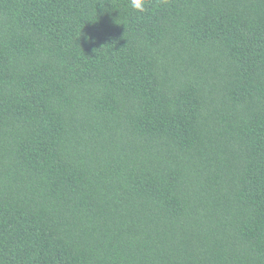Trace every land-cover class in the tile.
Returning <instances> with one entry per match:
<instances>
[{
    "label": "trees",
    "instance_id": "1",
    "mask_svg": "<svg viewBox=\"0 0 264 264\" xmlns=\"http://www.w3.org/2000/svg\"><path fill=\"white\" fill-rule=\"evenodd\" d=\"M0 264H264V0H0Z\"/></svg>",
    "mask_w": 264,
    "mask_h": 264
},
{
    "label": "clouds",
    "instance_id": "2",
    "mask_svg": "<svg viewBox=\"0 0 264 264\" xmlns=\"http://www.w3.org/2000/svg\"><path fill=\"white\" fill-rule=\"evenodd\" d=\"M151 5V0H130V7L138 13H145ZM88 39V37H85Z\"/></svg>",
    "mask_w": 264,
    "mask_h": 264
}]
</instances>
